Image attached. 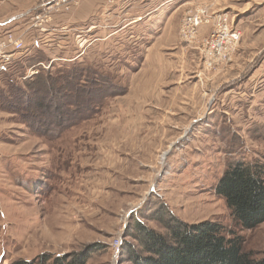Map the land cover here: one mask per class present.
I'll use <instances>...</instances> for the list:
<instances>
[{"label": "rangeland", "instance_id": "rangeland-1", "mask_svg": "<svg viewBox=\"0 0 264 264\" xmlns=\"http://www.w3.org/2000/svg\"><path fill=\"white\" fill-rule=\"evenodd\" d=\"M50 1L0 0V36L28 47L0 70V264L87 248L88 264H129V231H164L169 214L236 228L263 255L264 222L235 227L216 185L233 158L264 161V0H118L34 42L26 13ZM220 23L239 33L221 53L206 45ZM67 72L92 78L84 102L46 112L25 82Z\"/></svg>", "mask_w": 264, "mask_h": 264}, {"label": "trees", "instance_id": "trees-1", "mask_svg": "<svg viewBox=\"0 0 264 264\" xmlns=\"http://www.w3.org/2000/svg\"><path fill=\"white\" fill-rule=\"evenodd\" d=\"M89 73L98 76L99 72L91 69ZM50 76L46 79L39 75L25 82L35 93L50 96L44 106L46 112L55 99L71 98L70 104L84 102L86 83L81 81L92 78L82 72L73 76L70 72L64 73L62 79ZM74 80L80 84L75 87L76 92L63 96ZM12 85L19 87L16 83ZM216 192L226 200L235 227H257L264 222V161L233 158L219 178ZM136 224V230L129 232L137 242L125 241L121 246L129 264H264V254L246 250L244 238L236 228L228 229L216 220L186 222L169 214L164 219V231L141 222ZM92 251L87 248L69 254L43 253L33 259L14 260L11 264H88Z\"/></svg>", "mask_w": 264, "mask_h": 264}, {"label": "built area", "instance_id": "built-area-1", "mask_svg": "<svg viewBox=\"0 0 264 264\" xmlns=\"http://www.w3.org/2000/svg\"><path fill=\"white\" fill-rule=\"evenodd\" d=\"M74 2L76 3V1ZM71 7L72 0H51L48 3H44V5L38 4L34 8V12H32V10L28 11L26 13V16L28 17L29 15H31L32 17H34V23L32 26L37 27L39 29V32H41V38L38 37L34 42H42L43 44L47 43L50 40L49 36L55 34L56 32H59L61 35H64L63 33L66 30L65 28H61L58 31L54 27L53 29H50L47 24L51 20L53 21V13L58 12L61 9L69 11ZM202 12L203 11H198L195 14L191 15L185 21L182 30L188 33L189 31H193L196 26L202 24L204 21H207L205 19L202 22ZM33 13L35 14L32 15ZM222 24L223 23H220L218 25L217 31L212 34L211 38L208 37V39L206 40V45H208L212 50H216L220 53L226 46L234 43L238 39L239 34L235 30L230 29L227 24ZM27 51L28 47H26L23 40L20 39L13 31H7L4 36H0V70L10 67L12 63L16 61L19 55H22ZM44 66L46 67V69L50 67L49 64ZM33 72L35 71H31V74H33ZM24 78L28 77L24 76Z\"/></svg>", "mask_w": 264, "mask_h": 264}, {"label": "crops", "instance_id": "crops-1", "mask_svg": "<svg viewBox=\"0 0 264 264\" xmlns=\"http://www.w3.org/2000/svg\"><path fill=\"white\" fill-rule=\"evenodd\" d=\"M117 1L118 0H76V4L72 5L69 11L61 9L60 11L53 13V22L58 31L61 28H65L66 30L63 34L69 35L70 30L72 31L77 25H80L79 23L81 22H87L93 17L94 13H97L101 8L104 9L106 14H113V4ZM109 6H113L112 9H110Z\"/></svg>", "mask_w": 264, "mask_h": 264}]
</instances>
